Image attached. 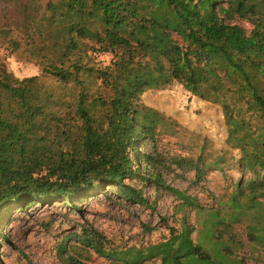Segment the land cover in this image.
<instances>
[{
  "label": "trees",
  "instance_id": "1",
  "mask_svg": "<svg viewBox=\"0 0 264 264\" xmlns=\"http://www.w3.org/2000/svg\"><path fill=\"white\" fill-rule=\"evenodd\" d=\"M0 48L11 55L26 48L41 59L43 74L78 88L60 106L56 94L41 89L39 77L18 80L2 71L0 216L11 207L72 203L105 186L144 204L142 190L127 181L146 179L140 161L155 166L150 155L138 158L136 152L141 141L153 138L163 116L142 97L174 82L203 101L223 104L227 142L242 152L243 171L250 167L248 153L254 168L264 159V0H0ZM89 52L112 55L110 65L87 66ZM86 75L100 82L97 91L86 89ZM113 111L133 121V141L121 160L94 154V136L104 133ZM174 162L193 170L197 180L206 172L203 157ZM255 173L211 207L166 186L160 175L150 177L178 196L182 208L196 211V224L184 215L168 239L146 247L107 252L97 232L83 244L115 264H222L217 254L244 264L234 258L244 246L234 226L252 211L264 219V166ZM247 229L250 241L264 245V223ZM65 264L87 263L68 256Z\"/></svg>",
  "mask_w": 264,
  "mask_h": 264
},
{
  "label": "rangeland",
  "instance_id": "2",
  "mask_svg": "<svg viewBox=\"0 0 264 264\" xmlns=\"http://www.w3.org/2000/svg\"><path fill=\"white\" fill-rule=\"evenodd\" d=\"M240 24L247 30L253 28L247 21ZM111 60L110 54L95 56L91 52L84 58L87 66L95 68H105ZM42 69L41 59H34L26 48L13 55L0 48V76L3 70L18 80L37 76L41 89L56 94L60 106L72 101L78 88L58 83L43 74ZM83 80L87 90L99 89L100 82L96 78L86 75ZM100 88L104 95L108 94ZM142 103L163 116L153 138L141 141L136 152L138 158L143 153L150 155L155 166L145 168L140 161L141 174L146 179L137 177L127 181L142 190L147 201L132 204L121 197L117 187L105 186L89 191L72 203L54 200L23 208H7L0 216L2 264H65L68 256H78L87 264H115L114 259L85 246L83 241L91 239L93 232H97L104 250L123 251L168 239L170 228L179 227V220L184 215L196 224V211L190 207L182 208L178 196L158 186L150 177L160 175L166 186L195 197L202 206L211 207L221 200L227 201L238 182L254 178L255 171L264 166L262 159L254 168V155L248 153L250 167L242 170V152L227 142L228 127L222 103L203 101L178 82L146 92ZM132 125V118L111 112L104 133L94 136V154L115 156L118 160L127 157L129 143L131 145L134 137ZM177 157H203L207 162L206 172L197 180L193 170L175 165ZM221 157L223 162L219 163ZM255 215L252 211L243 223L234 226V232L240 235L244 244L236 250L234 258L242 259L244 264H264V245L248 238V226L264 223L262 217ZM199 221L202 223L204 216H200ZM214 258L222 264H233L231 258L222 254ZM147 263L159 264L160 261Z\"/></svg>",
  "mask_w": 264,
  "mask_h": 264
}]
</instances>
